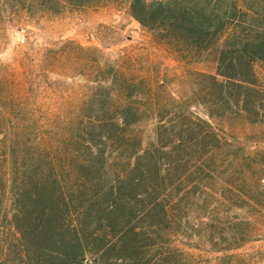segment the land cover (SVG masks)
<instances>
[{"label": "trees", "instance_id": "16d2710c", "mask_svg": "<svg viewBox=\"0 0 264 264\" xmlns=\"http://www.w3.org/2000/svg\"><path fill=\"white\" fill-rule=\"evenodd\" d=\"M5 1L30 16L125 4L179 61L216 66L192 75L205 117L117 61L55 131L0 92V264H196L180 236L216 252L253 239L256 221L189 218L210 214L216 191L264 210V149L228 133L248 125L264 142V11L248 0ZM216 264L249 263L225 253Z\"/></svg>", "mask_w": 264, "mask_h": 264}, {"label": "rangeland", "instance_id": "374dc122", "mask_svg": "<svg viewBox=\"0 0 264 264\" xmlns=\"http://www.w3.org/2000/svg\"><path fill=\"white\" fill-rule=\"evenodd\" d=\"M248 2L264 11V0ZM114 61L137 71L153 88L191 101L190 109L205 117L203 106L190 99L195 86L192 75L197 71L215 72V63L179 61L127 12L125 4L30 16L0 0V92L26 100L18 108L31 112L44 131H55L58 125L63 127L65 119L76 114L98 85L103 76L101 70ZM258 71L264 79V68L258 67ZM154 126L155 120L139 126L146 141L153 139ZM256 130L238 123L232 124L231 131L227 129L251 151L264 149ZM1 138L0 154L4 152ZM0 158L3 172L7 173L8 161L5 156ZM208 203L210 214L193 213L189 220L256 221L258 230L253 239L232 251L216 252L196 237L183 235L179 237L183 242L179 247L192 253L196 264H216L225 253L239 254L249 264H264V210L260 213L250 202L221 191L214 192Z\"/></svg>", "mask_w": 264, "mask_h": 264}]
</instances>
